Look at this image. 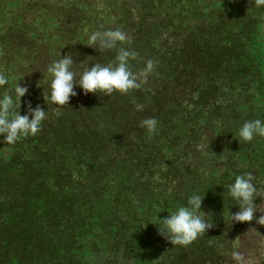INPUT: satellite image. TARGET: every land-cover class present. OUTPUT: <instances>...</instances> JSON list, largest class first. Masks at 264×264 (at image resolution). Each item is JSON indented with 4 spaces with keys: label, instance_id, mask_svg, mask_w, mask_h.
<instances>
[{
    "label": "trees",
    "instance_id": "obj_1",
    "mask_svg": "<svg viewBox=\"0 0 264 264\" xmlns=\"http://www.w3.org/2000/svg\"><path fill=\"white\" fill-rule=\"evenodd\" d=\"M108 28L130 37L133 72L155 61L147 83L109 96L76 88L53 111L42 98L47 67L60 53L76 54L77 74L114 61L115 50L88 47L91 31ZM263 30L262 0H0L5 87H28L22 115L25 101L48 112L35 136L13 145L0 137V264L255 257L264 236V137L242 142L237 130L264 120ZM150 117L158 121L151 135L140 127ZM246 172L258 212L236 223L229 213L239 205L227 186ZM194 191L204 195L201 211L213 226L187 246L172 245L156 217Z\"/></svg>",
    "mask_w": 264,
    "mask_h": 264
},
{
    "label": "clouds",
    "instance_id": "obj_2",
    "mask_svg": "<svg viewBox=\"0 0 264 264\" xmlns=\"http://www.w3.org/2000/svg\"><path fill=\"white\" fill-rule=\"evenodd\" d=\"M264 2V0H262ZM88 47L97 46L101 51L115 50V59L108 64L92 63L77 74L74 71L75 53H65L59 59L50 63L46 71L49 77L48 91L42 95L52 107L59 113L61 108L67 105L71 97H75L79 88L83 94L103 93L109 96L114 92L127 94L130 91L140 89L147 83L149 75L155 69V61H145L144 67L138 72H133L130 61L137 58L138 53L124 45L130 43L128 34L120 28L97 29L88 35ZM9 77L0 72V137L3 142L13 145L18 141L35 136L40 132L42 122L47 119L48 112L40 105L32 106L30 101L23 102L24 114H21L22 98L28 93V87L21 82L14 83L10 87ZM140 127L151 135L158 127V121L154 117L146 118L140 122ZM239 141L251 142L256 137H264V120H247L237 130ZM251 172L236 175L234 181L227 186V196L238 202L237 211L229 213L230 218L236 223H247L254 219L258 212L254 201L257 188L253 183ZM204 195L192 192L187 197L186 204L176 207L164 218L156 217L159 226H156L158 234L164 237L170 244L187 246L213 225L205 219L207 215L201 211ZM259 219H264L260 216ZM258 219V220H259ZM235 264H244V256L238 252H232Z\"/></svg>",
    "mask_w": 264,
    "mask_h": 264
},
{
    "label": "rangeland",
    "instance_id": "obj_3",
    "mask_svg": "<svg viewBox=\"0 0 264 264\" xmlns=\"http://www.w3.org/2000/svg\"><path fill=\"white\" fill-rule=\"evenodd\" d=\"M263 33H264V30H263ZM262 41H264V38ZM236 242H238L237 239H236ZM260 243L261 244L258 245V247L256 248V252L255 251H254L255 253L253 252V255H256V256L253 258L249 257V259L246 260L245 264H260V263L262 264V263H264V236L261 237Z\"/></svg>",
    "mask_w": 264,
    "mask_h": 264
}]
</instances>
